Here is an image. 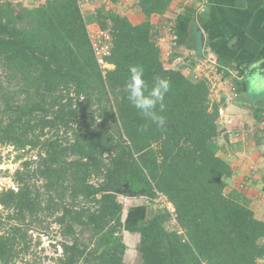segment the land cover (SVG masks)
I'll return each mask as SVG.
<instances>
[{
  "label": "trees",
  "instance_id": "16d2710c",
  "mask_svg": "<svg viewBox=\"0 0 264 264\" xmlns=\"http://www.w3.org/2000/svg\"><path fill=\"white\" fill-rule=\"evenodd\" d=\"M106 1L119 0L86 16L80 0H0V145L38 149L15 171L17 188L0 189V264H36L30 231L53 223L54 264H132L125 231L140 236L138 264H262L264 220L230 188L233 169L218 154L225 102L212 100L208 79L168 67L156 39L175 0H137L139 24ZM89 24L111 35L105 68ZM137 64L150 84L171 82L164 129L126 98ZM252 67L232 79L238 93ZM126 184L175 211L131 206L125 217Z\"/></svg>",
  "mask_w": 264,
  "mask_h": 264
},
{
  "label": "crops",
  "instance_id": "0c3cea01",
  "mask_svg": "<svg viewBox=\"0 0 264 264\" xmlns=\"http://www.w3.org/2000/svg\"><path fill=\"white\" fill-rule=\"evenodd\" d=\"M81 1L85 14L102 4V0ZM112 6L134 24L146 19L137 0H119ZM160 24L156 39L164 48L167 66H184L189 76L209 79L212 100H224L218 154L233 169L230 188L243 193L255 215L264 220V93L257 94L250 86L256 70L237 96L231 84L233 78H243L246 66L264 59V0H175ZM229 60L235 62L237 75L224 83L217 69Z\"/></svg>",
  "mask_w": 264,
  "mask_h": 264
},
{
  "label": "rangeland",
  "instance_id": "374dc122",
  "mask_svg": "<svg viewBox=\"0 0 264 264\" xmlns=\"http://www.w3.org/2000/svg\"><path fill=\"white\" fill-rule=\"evenodd\" d=\"M14 1H23L26 5H38L41 3L42 0ZM85 15L90 16L89 14ZM88 26L90 31L93 30V25ZM195 75L196 77H198L197 74ZM20 154H22L21 157ZM37 154L38 149H26L20 151L15 149L13 146L0 145V189H7L10 187L17 188L16 183L13 181V175L15 171L19 167H21L22 162L25 159H34L37 157ZM124 190L126 191V187L121 190L122 193L120 197L122 200H124L126 206L125 217L129 213L128 210L131 208V206L141 207L148 205L151 211L157 210L158 208H161V206L165 207L168 205V208L170 207V204L162 195L154 198L146 196L145 194L137 196H128L123 194ZM7 213L8 211L4 210L3 207L0 206V216H6ZM37 226L38 229L30 231L33 235V247L31 249V253L27 255V258L35 260L36 264H54L52 257L57 256L58 253L61 252V248H58V251H56V244L58 245V240L60 238L59 225L57 223H53V225L49 229L42 228L39 225ZM139 239L140 236L137 232L125 231V241L129 245V249L126 254V260L132 264H138L142 261L141 255L137 247ZM38 241L40 242V244H37ZM261 261L262 264H264V259H262ZM21 262L22 261H19V263Z\"/></svg>",
  "mask_w": 264,
  "mask_h": 264
},
{
  "label": "clouds",
  "instance_id": "9594fccd",
  "mask_svg": "<svg viewBox=\"0 0 264 264\" xmlns=\"http://www.w3.org/2000/svg\"><path fill=\"white\" fill-rule=\"evenodd\" d=\"M144 74L143 65L130 66L129 76L125 82L126 98L144 120L164 129L165 98L171 89V82L167 78L157 77L150 84L145 80ZM250 86L255 93H264V78L259 75L253 76Z\"/></svg>",
  "mask_w": 264,
  "mask_h": 264
},
{
  "label": "built area",
  "instance_id": "2783aa9c",
  "mask_svg": "<svg viewBox=\"0 0 264 264\" xmlns=\"http://www.w3.org/2000/svg\"><path fill=\"white\" fill-rule=\"evenodd\" d=\"M81 1V0H80ZM82 3V1H81ZM107 6H111L112 4L109 1H106ZM90 37H91V41L93 43V48L94 51L96 53V56L98 58L99 63L101 64V66L103 68L109 66V64L105 61V56L109 55L111 53L110 51V40H111V35L109 34L108 31H104V30H91L90 31ZM209 59L211 60V62H215L213 60V57H209ZM216 67L218 68V65H216ZM218 71H220L219 73L221 74V76L225 77L224 83L226 81V79H229V77L233 78L237 75V73L235 72V69H228V68H223V67H219L217 69ZM232 75V76H231ZM232 84V89L234 91V95L237 96L238 94V89L235 86V84L233 83V81H231ZM224 114V108L220 109V116H222ZM231 135H235L237 136L238 133L237 132H233L231 131ZM168 202V201H167ZM170 204V207L168 208L170 211H175L174 206L171 202H168ZM168 207V205H167Z\"/></svg>",
  "mask_w": 264,
  "mask_h": 264
},
{
  "label": "water",
  "instance_id": "95a60500",
  "mask_svg": "<svg viewBox=\"0 0 264 264\" xmlns=\"http://www.w3.org/2000/svg\"><path fill=\"white\" fill-rule=\"evenodd\" d=\"M205 36L204 33L201 34V43L204 42ZM255 69L256 71L253 73V76L259 75L261 78H264V59L257 62L253 67L252 70ZM128 185V184H126ZM122 193V191H120ZM123 194L128 195V196H137V195H144V192H134V191H123Z\"/></svg>",
  "mask_w": 264,
  "mask_h": 264
},
{
  "label": "flooded vegetation",
  "instance_id": "af4514ba",
  "mask_svg": "<svg viewBox=\"0 0 264 264\" xmlns=\"http://www.w3.org/2000/svg\"><path fill=\"white\" fill-rule=\"evenodd\" d=\"M125 187H126V191H129V192H131L132 190H130V188H129V186L128 185H125Z\"/></svg>",
  "mask_w": 264,
  "mask_h": 264
}]
</instances>
